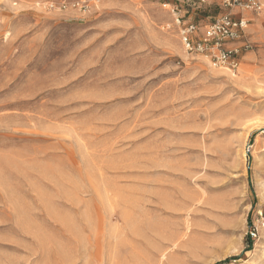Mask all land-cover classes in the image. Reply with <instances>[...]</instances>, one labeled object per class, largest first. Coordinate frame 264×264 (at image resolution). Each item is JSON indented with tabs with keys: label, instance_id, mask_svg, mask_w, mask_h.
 <instances>
[{
	"label": "rangeland",
	"instance_id": "obj_1",
	"mask_svg": "<svg viewBox=\"0 0 264 264\" xmlns=\"http://www.w3.org/2000/svg\"><path fill=\"white\" fill-rule=\"evenodd\" d=\"M48 1L0 0V264H264V14L232 72L168 0Z\"/></svg>",
	"mask_w": 264,
	"mask_h": 264
},
{
	"label": "built area",
	"instance_id": "obj_2",
	"mask_svg": "<svg viewBox=\"0 0 264 264\" xmlns=\"http://www.w3.org/2000/svg\"><path fill=\"white\" fill-rule=\"evenodd\" d=\"M98 1L50 0L48 7L87 12ZM167 4L176 15L185 49L206 57L212 67H222L232 72L237 71L241 54L250 46L247 38L249 20L242 12L264 11L260 0H168ZM211 4L219 6L223 11L204 24L193 20L194 10ZM249 233L256 235L253 228Z\"/></svg>",
	"mask_w": 264,
	"mask_h": 264
},
{
	"label": "crops",
	"instance_id": "obj_3",
	"mask_svg": "<svg viewBox=\"0 0 264 264\" xmlns=\"http://www.w3.org/2000/svg\"><path fill=\"white\" fill-rule=\"evenodd\" d=\"M260 1H261V3L264 6V0H260ZM262 13L264 14V11L261 12V13H253L251 11L242 12V14L245 15L247 17V19L249 20L248 29H247V38H248V31H249V26L250 25L252 26L253 31L258 33V34H256V36H260L258 30H260L259 28L263 24L262 15H261ZM242 58H243V53L240 56V61L242 60Z\"/></svg>",
	"mask_w": 264,
	"mask_h": 264
},
{
	"label": "trees",
	"instance_id": "obj_4",
	"mask_svg": "<svg viewBox=\"0 0 264 264\" xmlns=\"http://www.w3.org/2000/svg\"><path fill=\"white\" fill-rule=\"evenodd\" d=\"M245 242H246L247 247L244 249V251L250 249V247L252 246V243H253V240L251 239L249 234L246 235Z\"/></svg>",
	"mask_w": 264,
	"mask_h": 264
},
{
	"label": "bare ground",
	"instance_id": "obj_5",
	"mask_svg": "<svg viewBox=\"0 0 264 264\" xmlns=\"http://www.w3.org/2000/svg\"><path fill=\"white\" fill-rule=\"evenodd\" d=\"M164 6H166V4Z\"/></svg>",
	"mask_w": 264,
	"mask_h": 264
}]
</instances>
